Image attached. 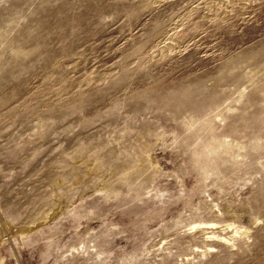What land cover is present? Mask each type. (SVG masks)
<instances>
[{
    "label": "rangeland",
    "instance_id": "obj_1",
    "mask_svg": "<svg viewBox=\"0 0 264 264\" xmlns=\"http://www.w3.org/2000/svg\"><path fill=\"white\" fill-rule=\"evenodd\" d=\"M0 264H264V0H0Z\"/></svg>",
    "mask_w": 264,
    "mask_h": 264
}]
</instances>
